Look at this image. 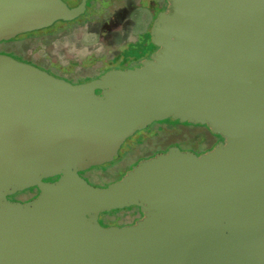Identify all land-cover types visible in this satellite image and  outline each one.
<instances>
[{"label": "water", "instance_id": "95a60500", "mask_svg": "<svg viewBox=\"0 0 264 264\" xmlns=\"http://www.w3.org/2000/svg\"><path fill=\"white\" fill-rule=\"evenodd\" d=\"M169 3L151 57L85 82L0 53V264H264V0ZM86 11L0 0V41ZM166 119L224 140L201 155L172 145L107 186L81 174ZM130 206L137 222L100 223Z\"/></svg>", "mask_w": 264, "mask_h": 264}, {"label": "rangeland", "instance_id": "374dc122", "mask_svg": "<svg viewBox=\"0 0 264 264\" xmlns=\"http://www.w3.org/2000/svg\"><path fill=\"white\" fill-rule=\"evenodd\" d=\"M65 1L69 5L77 3V0ZM109 1L110 6L103 13L92 12L91 17L87 16L86 20L72 27L69 26L78 22L84 15L71 21L59 20L42 30L23 33L10 40H2L0 53L35 64L73 83L87 81L89 76L87 74L90 72L96 75L108 68H129L140 65L139 62L131 61L132 57L129 56L130 47L139 48L144 40L140 33L136 34V25L148 12L142 29L146 31L151 29L152 22L154 23L153 16L157 15L161 5L160 0ZM64 26L69 28H62ZM158 122L160 121L152 123L143 131L146 134L143 143H136L142 138L139 132L122 146L119 159L92 166L83 171L82 175L94 185L107 186L123 178L127 173L126 170L130 169L135 161L170 144L174 143L182 150H193L199 155L203 154V151H210L211 136L206 126L177 123L170 119L160 124ZM160 127L164 128L162 135L151 137L148 134V132L154 134L159 132ZM35 193L37 190L31 187L19 191L18 195L27 197ZM105 214L102 221L119 225L133 224L140 219L137 206L114 209Z\"/></svg>", "mask_w": 264, "mask_h": 264}, {"label": "flooded vegetation", "instance_id": "af4514ba", "mask_svg": "<svg viewBox=\"0 0 264 264\" xmlns=\"http://www.w3.org/2000/svg\"><path fill=\"white\" fill-rule=\"evenodd\" d=\"M80 1H81V0H77V3H75V4L71 5V6H76V5H78V4L80 3ZM160 3H161V5H160V7H159V11L157 12V15H155V17L153 16V21H154V19L158 16V14L160 13V11H162V10H163V11H166V10L169 9V5H170L169 0H160ZM109 6H110V1H109V0H87V11H86V14H87L88 12H90V11H93V10H95L94 12H96V13H101V12L103 13V12L105 11V9H107ZM140 13H142V11H141ZM86 14H85V15H86ZM136 14H137V12L135 13V15H136ZM147 14H148V12H146L145 15H144V16H145V19H146V17H147ZM142 19L145 20L144 17H142L141 19L138 20L139 23L141 22ZM139 23H138V24H139ZM133 24H134V23H133ZM152 25H153V22H152ZM152 25H151V28H152ZM132 27H133V25H132ZM134 27H135V25H134ZM136 27H137V25H136ZM149 32L151 33V29L149 30ZM152 43H153V42H152ZM144 44H145V45H143V47H144V46L147 47V46L149 45L148 42H146V43H144ZM157 49H158V47L155 45V46L151 49V52H150V56H149V57H151V55H152V54L154 53V51H156ZM129 56L136 60V57H135L133 54H130ZM149 57H146V58H149ZM134 67H135V66H134ZM163 121H165V120H163ZM163 121H160V122L162 123ZM160 122H158V123H160ZM184 123H187V122H184ZM204 126L208 127L207 125H204ZM148 127H149V126H148ZM148 127H147V128H148ZM147 128L144 129V130H142V131H139V132L142 134V138L139 139V142H138V143H143L144 139H146V137H145L146 134H144L143 131L147 130ZM208 128H209V127H208ZM139 132H138V133H139ZM163 133H164V128H162V127H160V128H159V132H157V133H155V134H154V133H150V132H148V134H149L151 137H152V136H159V134L162 135ZM152 134H154V135H152ZM166 134H169V133H166ZM210 134H211V136L217 141V143L220 142L221 140H224L223 136L214 133L211 129H210ZM128 141H129V140H128ZM128 141H127L126 143H128ZM130 145H131V144H130ZM134 145H135V144H134ZM170 146H172V145L170 144V145H168V146L165 147V148H160V149L156 150L155 154L168 151V149H169ZM192 151H193V150H192ZM145 158H148V156L143 157V158H141V159H139V160H143V159H145ZM133 166H134V164L131 165V167H133ZM128 170H130V169H128ZM128 170H126V171H128ZM126 171H125V172H126ZM81 174H82V172H81ZM57 178H58V177H56V178H54V179H52V180H55V179H57ZM33 189H36V190H37V193L32 194V195L27 196V197H23V196L18 195V192H17V193H15V194L9 195L7 198H8L9 200H12V201L27 202V201L33 199L34 197L38 196V194H39V192H40L39 189H38L37 187H33ZM137 208H139V207H137ZM138 211H139V214H140L139 218H142L144 214L141 212L140 208L138 209ZM105 213H106V212H104V214L102 213V214L100 215V217H99V221H100V223L103 224V225H105V226L113 225L114 223H109V222H106V221H102V220H101L102 217H103L104 215H106ZM114 225H119V224H114ZM122 226H124V225H122Z\"/></svg>", "mask_w": 264, "mask_h": 264}, {"label": "trees", "instance_id": "16d2710c", "mask_svg": "<svg viewBox=\"0 0 264 264\" xmlns=\"http://www.w3.org/2000/svg\"><path fill=\"white\" fill-rule=\"evenodd\" d=\"M95 10H93V11H90V12H88L86 15H84V17H82L78 22H74V23H72V25L71 26H69V27H72L73 25H75V24H77V23H79V22H82L83 20H86V18H87V16H90L91 17V13L92 12H94ZM145 19V18H144ZM146 23V20H141V22L139 23V24H137V32H136V34L137 33H140V35L141 36H143L144 37V40H142V42L140 43V47L138 48V47H130V49H129V52H130V54H133L135 57H136V60L135 59H133V58H131L130 60L131 61H133V62H139L140 64L142 63V61L146 58V57H149L150 56V52H151V49L155 46L153 43H152V36H151V33L149 32V31H146V30H143L142 28H143V26H144V24ZM69 27H67V26H64V27H62V28H69ZM52 29H54V28H52ZM27 40V39H26ZM146 42H148V46L147 47H143V45H145L144 43H146ZM139 42H137V44H138ZM132 44V43H131ZM134 67V66H133ZM111 68H108V69H106L105 71H103V73H100V74H96L95 75V73H92V72H90V73H88L87 75H89L88 76V78H87V81L88 80H91V79H94V78H97V77H100L102 74H104L105 72H107L108 70H110ZM94 72V71H93ZM92 74H94L93 76H92ZM170 120H173V121H176L177 123H182V122H180L178 119H170ZM166 121V120H165ZM165 121H163V122H165ZM162 122V123H163ZM161 123V122H160ZM159 123V124H160ZM187 123H191V122H187ZM183 124H185L184 122H183ZM208 128V127H207ZM209 130H210V128H208ZM209 133H210V131H209ZM210 136H211V134H210ZM211 148H209L210 150H212V149H214L215 147H216V145H217V143H216V140L211 136ZM137 142H139V139L136 141V143ZM171 145H174V143L173 144H171ZM155 152H156V150L154 151V152H151V153H149L147 156H148V158H150V157H153V156H155L156 154H155ZM204 152H206V151H203L202 153H204ZM146 157V156H145ZM141 160H137V161H135V163H134V165H136V164H138L139 162H140ZM130 169H132V167L130 168ZM50 179H54V178H50ZM137 209H139V208H137ZM135 222V221H134Z\"/></svg>", "mask_w": 264, "mask_h": 264}]
</instances>
